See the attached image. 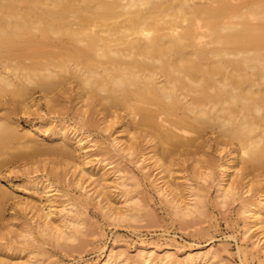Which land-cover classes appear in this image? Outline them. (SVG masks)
I'll list each match as a JSON object with an SVG mask.
<instances>
[{"label":"bare ground","instance_id":"1","mask_svg":"<svg viewBox=\"0 0 264 264\" xmlns=\"http://www.w3.org/2000/svg\"><path fill=\"white\" fill-rule=\"evenodd\" d=\"M72 76L79 79L76 97L88 114L102 113L110 125L120 119V131L129 135L114 136L113 149L145 155L146 178L154 174L157 191L183 217L200 211L204 196L173 174L183 162L191 160L196 168L207 160L196 155L205 153L211 129L219 152L226 150L220 202L241 199L242 212L251 218L245 231H257L264 243V0H0V103L10 91L30 112L39 103L35 88L51 104L49 93L55 86L63 90ZM118 106L124 113L116 112ZM86 111L80 120L94 123ZM41 124L0 114V155L10 144H39L34 130ZM48 135L56 140L57 163L79 168L76 181H91L88 191L104 196L109 216L133 215L115 203L110 189L109 181L119 178L118 169L106 167L113 162L111 148L88 144L89 135L65 124ZM72 138L88 153L78 161ZM204 167L194 174L206 178ZM46 180H29L25 192L39 198L46 193L54 201L57 188ZM8 195L0 184V198ZM54 214L38 211L40 231L64 234ZM214 256L211 249L190 251L186 264H214ZM111 257L103 264L116 261ZM148 259L140 264H166L172 257Z\"/></svg>","mask_w":264,"mask_h":264},{"label":"rangeland","instance_id":"2","mask_svg":"<svg viewBox=\"0 0 264 264\" xmlns=\"http://www.w3.org/2000/svg\"><path fill=\"white\" fill-rule=\"evenodd\" d=\"M78 82L79 79L72 76L66 79L63 90L55 86L49 93L51 104L46 102L40 88H35L34 96L39 103L32 106L30 112L10 91L1 98L6 101L0 103L1 115L21 124L38 121L42 124L34 130L39 144L31 141L10 144L8 153L0 155V159H5L4 166L0 167V184L9 190L7 198H0V264H103L109 256L116 260L112 264H140L148 259V249L153 250L146 263L168 253L172 260L166 264H186L188 252L211 249L214 264H264V243L258 242L257 231H245L251 218L246 217L248 212H242L241 199L220 202L218 180L226 150L219 152L211 129H208L210 140L205 153L196 155L207 160L198 162L196 168L190 164L191 160L183 162L173 174L175 181L185 183L187 188L192 184L191 187H196L204 196L201 210L183 217L176 214L172 203L157 191L152 182L154 174L146 178L145 155H127L113 149L114 136L127 140L129 135L120 131V119L110 125L103 122L102 113L88 114V106L76 97ZM116 108V112L124 113L119 106ZM84 110L94 123L80 120L79 113ZM60 124L89 135L88 144L112 149L110 160L113 162L106 167L111 172L118 169L115 177L119 178L117 182L109 181L110 189L115 203L133 215L109 216L108 208L103 206L104 196L97 198L92 190L88 191L91 181H76L80 176L79 168L71 170L57 163L60 157L53 145L56 140L48 132ZM72 142L77 147L74 159L78 161L88 154L78 147L76 139L72 138ZM89 165L83 166L89 169ZM204 166L209 168L204 169L208 175L203 179L194 171L203 170ZM35 178H46V182L57 188L52 195L54 201L43 192L40 198L33 190L25 192L23 184ZM126 198L128 200L124 201ZM37 209L40 213L54 210L53 218L64 223L65 233L52 235L40 231ZM72 219H77L79 224L73 225ZM143 249L144 254H140Z\"/></svg>","mask_w":264,"mask_h":264}]
</instances>
